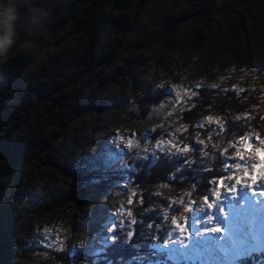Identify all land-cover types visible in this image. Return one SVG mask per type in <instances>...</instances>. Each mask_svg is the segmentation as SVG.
<instances>
[{"label":"rangeland","instance_id":"rangeland-1","mask_svg":"<svg viewBox=\"0 0 264 264\" xmlns=\"http://www.w3.org/2000/svg\"><path fill=\"white\" fill-rule=\"evenodd\" d=\"M139 1L133 0L129 10L112 12L113 18L122 16L125 22L133 26L132 33L124 35L114 25L106 27L101 33L97 51L103 57L113 51L122 54L115 69H126L130 75L121 77L108 86L107 79L111 73L109 68L100 78L97 75L100 68L85 77L82 85L85 111L64 130L58 148L51 155L55 163L75 168L84 163L104 172L126 168L134 171V163L131 162L137 160L157 161L160 155L183 156L179 154V149L183 146L179 136L185 133L187 126L182 123V113L192 105V99L187 103L177 101V94L183 93L184 88L195 91L198 89L196 84L202 83L212 89H216L212 85H219L220 89L235 86L245 90H264V33L254 36L239 35L234 40L227 41L229 48L223 46L225 41L220 38L210 37L201 51H194L191 46L181 43L169 46L163 34L164 19L172 15L186 18L179 30L178 40L191 41L200 30L206 35L215 34V27H220L219 34L225 36L228 27H238V13L246 15V11L251 10L253 13L260 11L264 14V0H215L210 5L207 4L208 0H151L142 15L138 14ZM219 8H227V11L216 13ZM202 9H213L214 21L208 20L201 12ZM212 26L214 29L211 32ZM21 40L18 32L17 42L11 47H17V50L0 61V75L4 73L8 63L20 59L32 60L30 51H21ZM122 42L123 45L118 49ZM137 42L145 47L133 48ZM87 45L88 39L83 34H72L61 45H53L46 55L38 57L32 66L27 67L20 81L21 92L27 93L28 87L35 84L36 76L32 72H44L50 76L55 71L59 73L61 81L66 75L70 76L74 71L81 70V60L85 57ZM56 86L58 87L57 84ZM163 86L170 92V96L164 103L153 108L146 119L136 120V96L141 97L143 92L154 91ZM97 99L108 109L102 108L100 111L88 107L89 102L96 106ZM119 106L126 111H114ZM262 106L264 95L251 105L254 109ZM56 114L58 111L53 113L54 117L42 119V109L32 123L41 122L40 125L47 128L45 134H55L59 131V126L54 123ZM208 116H212L214 120H223L221 114L211 112L199 119L198 127L201 124L204 127L216 126L207 122ZM32 123L22 125L13 135L12 142L27 144L32 148V153H38L36 141L32 140L29 132ZM198 139L196 136L194 142L202 146L197 142ZM169 140L177 145L175 149L167 146ZM160 141L165 144L158 147ZM228 149L231 153L232 150ZM38 154L32 164H13V171L6 176V185L0 195V238L7 235L9 240H13L6 251L7 261L3 264H64L66 257L73 258L69 264H90L91 257L98 261L99 256L114 242L108 240V236L112 234L110 226L115 224L121 230L119 220L129 219L117 216L116 213L121 206L131 209L134 199L132 184L108 181L104 176L103 180H94V194L82 212L74 217L70 203L62 207L53 206L57 190L67 187V181L55 173L51 160H48L45 153ZM222 155L223 166L239 163L238 160L228 159L225 151ZM2 163L0 161V165ZM213 188L220 191L219 200ZM239 189L237 187V191ZM246 189L248 191L250 188ZM237 191L230 193L211 184L207 196L214 208L207 209L205 213L195 210L201 206L207 208L204 197L197 201L191 213L180 204V201L186 200L185 194L169 197L167 210L170 212H166V220L170 233L155 251L173 264H237L247 253L264 254V215L258 218L260 223L257 222L258 219L248 218L246 222L234 223V227L229 229L224 227L223 222L228 218L237 219L242 216L239 208L231 209L226 201L222 202L225 198H233L238 194ZM259 191L257 189L254 192ZM250 197L252 199L254 195ZM129 200L132 201L131 204ZM214 210L217 215H214ZM209 215H214L211 224L198 222L193 227L192 218L198 217L206 221ZM185 217H189L186 224ZM170 218H175L191 233L186 246L174 243L181 237ZM216 225H220L223 231L205 232V229ZM122 230L129 229L124 227ZM148 230L151 229L148 227ZM197 232L200 234L197 235ZM245 233L250 234L254 241L247 247L241 243ZM202 253H205L206 260L196 262L193 258L196 259ZM58 256H61L60 260L53 259Z\"/></svg>","mask_w":264,"mask_h":264},{"label":"trees","instance_id":"trees-1","mask_svg":"<svg viewBox=\"0 0 264 264\" xmlns=\"http://www.w3.org/2000/svg\"><path fill=\"white\" fill-rule=\"evenodd\" d=\"M150 1H139V15H142ZM132 2L133 0H15L20 11L27 14L21 16L18 22V32L22 38L20 43L27 42L31 45L32 60L20 59L17 62L8 63L6 70L0 75V161L3 162L0 165V195L6 185L8 172L13 171L12 165L32 164L38 158V153H45L48 160H51L55 173L67 181V187L57 190L55 199L51 200L53 206L62 207L70 203L74 210V217L82 212L94 194L96 188L94 180H103L104 176L108 181L132 184L134 199L131 211L133 218L138 221L137 224L131 226L132 236L127 237V243H124L125 236L123 235L120 240H114L113 244L106 248L107 251L99 256L98 261L91 257L90 264H173L165 259L164 255L155 251L170 233L166 220V212H170L167 210L170 200L168 198L185 194L184 196L187 197L185 201L189 202L198 201L207 196L211 187L210 181L225 175L222 152L229 147V144L238 140L239 135L248 131L249 128L264 135V121L259 120V115L264 113V106L259 108L258 112L253 113L257 119L252 120L250 125H245L242 120L234 119L254 109L251 105L260 100L264 95V90L250 89L238 93L203 86L195 90L199 94L192 99L190 111L186 110L182 113V123L187 126V130L179 136L180 141L183 146L194 148V151L187 157L160 155L157 161L137 160L131 162V164L134 163V171L126 168L104 172L84 163L78 168L55 163L51 155L58 148L64 130L73 119L85 111V104L82 102L84 93L82 85L85 77L100 68L97 74L100 78L109 68L111 73L107 79L106 86H108L116 83L119 78L130 75L126 69H115L122 54L113 51L103 57L98 55L97 51L101 33L106 27L114 25L124 35L132 33L133 26L125 22L124 17H112L114 11L129 10ZM214 2L215 0H208L207 4ZM30 9L33 10L30 11ZM225 11L227 8H219L216 13ZM201 12L208 20L214 21L213 9H202ZM259 12L253 13L249 10L246 11V15L238 13V27H228L225 36H222V33L219 34L220 27H215V34L206 35L203 30H200L191 41L177 39L186 18L169 15L164 19L163 34L169 46L181 43L184 46H191L194 51H201L206 47L210 37H216L225 41L223 46L229 48L227 41L234 40L239 35L254 36L264 33V14ZM42 13H47V15ZM213 29L212 26L210 31L212 32ZM72 34H83L88 39L85 57L81 60V70L74 71L70 76L66 75L61 81L59 73L55 71L50 76L45 75L44 72L40 74L32 72L31 74L36 76L35 84L33 87H28L27 93L21 92L20 81L27 67L32 66L38 57L46 55L53 45H61ZM122 45L123 42L119 43L118 49ZM133 46L138 49L145 47L139 42ZM16 50L17 47H14L10 53ZM3 59L0 58V61ZM48 79L51 81H47ZM99 80L102 82L101 79ZM169 96L170 92L164 86L154 91H145L141 97L136 96L138 111L136 120L146 119L153 108L164 103ZM95 105L88 103V107L94 110L108 109L98 99ZM42 109L44 110L42 119H50L53 113L58 111L55 116L56 121H54L59 126L57 133L45 134L46 126L40 125L41 122L38 121L32 123L38 111ZM123 109L119 106L114 111ZM211 112L223 116V120L227 121V131L218 132L217 125L198 127L199 119ZM97 120L99 121V118ZM28 123L33 124L29 132L32 140L36 141L38 153H32V148L27 144L12 142L16 131ZM258 124L259 127H257ZM196 136L198 140L204 141L202 146L194 142ZM138 197L142 198L143 203L137 202ZM148 227L151 230H148ZM12 240H9L7 235L0 238V264L7 261L6 251ZM53 259L60 260L61 256ZM72 260L73 258L66 257L63 262L69 264ZM237 264H264V254L248 255Z\"/></svg>","mask_w":264,"mask_h":264},{"label":"snow or ice","instance_id":"snow-or-ice-1","mask_svg":"<svg viewBox=\"0 0 264 264\" xmlns=\"http://www.w3.org/2000/svg\"><path fill=\"white\" fill-rule=\"evenodd\" d=\"M196 88H202V83H197ZM213 88H219V85H212ZM224 92L234 91V92H244L245 89H240L238 87H233L231 89H223ZM199 93L196 91L184 88L183 93L177 94V101L179 103H187L189 100L196 97ZM190 111V109H188ZM258 109H252L249 111H246L243 116H237L234 119L242 120L245 125H250V122L252 120L257 119V117L253 114L254 112H258ZM207 122L210 124H215L218 126V132H225L227 131L226 125L227 121L222 119L214 120L212 116H208L206 118ZM259 120L264 121V113L259 115ZM200 127H203L204 125H199ZM259 127V124L257 125ZM187 129H185L186 131ZM177 132H179V129H177ZM211 139V137H209ZM198 143L203 144L204 141L198 140ZM164 141H160V145H164ZM167 146L175 149L177 147L176 144H174L171 140L167 141ZM229 148L232 150L231 153H229V149L226 148L225 155L228 159H231L233 161H239V163H233L231 165H224V172L225 173H231L230 175H221L218 179L214 178L210 181L212 185H218L220 189L227 190L230 193H235L237 191V187L240 188H251L255 189L257 187H260L262 184H264V135H261L260 132L253 130L252 128H249L248 131L243 132L239 135V139L231 142L229 144ZM194 148L190 146H182L179 149V154H182L184 156H188L189 153L193 152ZM193 162L194 161H190ZM239 174V175H238ZM229 181H232V183H229ZM215 192L217 200L220 199V191H217L216 188L212 189ZM235 199V197H233ZM241 199H248L247 193H243L241 196ZM204 203L207 205V208L201 206L199 208H196L195 210L200 213H205L207 209L214 208V204L208 202L209 197L204 196L203 198ZM138 203H143L142 198H137ZM132 201L129 200V204H131ZM198 203L197 201H180L181 206L191 213L195 207V204ZM234 207H236L234 205ZM117 216L120 217H128L129 219H120L119 225L121 226V230L118 231L117 226L111 225L110 229L112 234L108 236V240H120L121 236H125L124 243H127V237H131L133 232L130 229V226L133 224H137L138 221L136 218L132 217V211L131 209L126 208L125 206H121L117 210ZM172 219L173 223L178 228V231L180 233V239L175 240L174 243L186 246V240L188 239V236L191 235V233H188L187 228L176 221L175 218ZM214 217L209 215L207 217V220H200L198 217L192 218V225L195 227V225L199 223H207L211 224L213 222ZM189 220V217L184 218V224H186ZM124 227H127L129 230L123 231L122 229ZM223 229L219 227V225H216L215 227L207 228L205 229V232H222ZM187 233V235H185ZM197 235L200 233L197 232ZM254 241L251 240L250 234L245 233L242 235L241 243L245 244V246H250L251 243Z\"/></svg>","mask_w":264,"mask_h":264},{"label":"bare ground","instance_id":"bare-ground-1","mask_svg":"<svg viewBox=\"0 0 264 264\" xmlns=\"http://www.w3.org/2000/svg\"><path fill=\"white\" fill-rule=\"evenodd\" d=\"M257 189L260 190L259 193L254 192ZM251 190H252V192H251ZM237 192H238V194L234 195L235 199L234 198H225L222 201V202L226 201L228 207L231 209L236 210L237 208H239V214L242 215V216H239L240 218H237V219H229L228 218L227 221H224L223 223H224V227L226 229L234 227V225H235L234 223H237L239 221L246 222L247 220H249L248 218L258 219L262 215H264V210H263V208H264V184H262L260 187H257L255 189L250 188V189H248V191L246 188H240ZM245 192L248 195V199H241V196ZM251 195H254V197H252V199L250 197ZM234 205L236 207H234ZM260 209L262 211H260ZM215 210L217 211V209H215ZM215 210H214V215H217L215 213ZM260 221L258 219L257 222L260 223ZM241 226H243V225H241ZM219 227H220V225H219ZM204 256H205V253L198 254L196 259L195 258H193V259L196 260V262L197 261L204 262V260H206Z\"/></svg>","mask_w":264,"mask_h":264},{"label":"clouds","instance_id":"clouds-1","mask_svg":"<svg viewBox=\"0 0 264 264\" xmlns=\"http://www.w3.org/2000/svg\"><path fill=\"white\" fill-rule=\"evenodd\" d=\"M23 15L27 14L20 11L15 0H0V58L6 59L10 55L12 45L17 42L18 22ZM20 49L31 51V45L25 42L20 45Z\"/></svg>","mask_w":264,"mask_h":264}]
</instances>
